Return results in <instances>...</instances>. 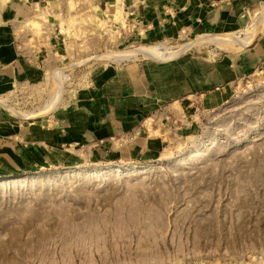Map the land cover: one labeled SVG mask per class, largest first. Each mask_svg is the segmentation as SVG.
<instances>
[{
    "label": "rangeland",
    "instance_id": "1",
    "mask_svg": "<svg viewBox=\"0 0 264 264\" xmlns=\"http://www.w3.org/2000/svg\"><path fill=\"white\" fill-rule=\"evenodd\" d=\"M20 1L0 6V25L35 68L0 87V133L46 120L93 72L146 60L116 61L113 52L198 38L130 42L120 0H28L18 11ZM263 17L264 8L244 29L212 34L236 39ZM189 51L229 53L204 44L149 60ZM54 105L33 119L9 112L32 116ZM192 110L182 113L184 126L165 123V150L148 163L110 164L87 152L71 166L15 171L0 162V264H264V68L217 109Z\"/></svg>",
    "mask_w": 264,
    "mask_h": 264
},
{
    "label": "crops",
    "instance_id": "2",
    "mask_svg": "<svg viewBox=\"0 0 264 264\" xmlns=\"http://www.w3.org/2000/svg\"><path fill=\"white\" fill-rule=\"evenodd\" d=\"M120 1L130 21L127 37L138 45L235 33L264 8V0ZM20 2L18 11L28 0ZM11 10L16 16L18 11ZM4 26L0 25L1 88L35 68L23 59L16 37ZM189 52L165 62L138 60L93 72L87 84L46 120L7 124L0 133V162L15 171L71 166L85 152L110 164L155 161L166 147L165 123L182 121L184 126L187 115L182 113L196 106L217 109L238 81L264 68V33L241 52Z\"/></svg>",
    "mask_w": 264,
    "mask_h": 264
},
{
    "label": "bare ground",
    "instance_id": "3",
    "mask_svg": "<svg viewBox=\"0 0 264 264\" xmlns=\"http://www.w3.org/2000/svg\"><path fill=\"white\" fill-rule=\"evenodd\" d=\"M8 1L9 0H1L0 6L6 4ZM263 31H264V17L257 24H255L254 26H252V27L248 28L246 31H244V33L242 34L241 37L236 38V39L221 40L220 38H218L217 36H215L213 34H207V35H201L196 40H194L188 44H185L183 46H180L177 49L172 48L173 50L161 48V46L141 47V48L134 49V50L120 51V52H116V53L113 52L112 55H109V57H111L113 60H116V61L136 60L140 57H144L146 59H154V60L161 61V60H165L167 57H170L173 55H178L190 47H198V46H202L204 44H206V45L207 44H213L222 51L234 53V52L241 51L243 49V47L253 37L258 35L259 33H262ZM174 49H176V50H174ZM57 82H58V80H57ZM57 100H59V99H57ZM0 106H3L4 108H6L3 105L2 101H0ZM47 107L48 108L42 110L39 114L32 115V116L25 114V113L21 114V113L12 111V110L11 111L9 110V112L12 113L13 115H16V116L24 118V119H33V118L45 116L50 111H54L53 109H56L55 108L56 105L51 106V107L47 106Z\"/></svg>",
    "mask_w": 264,
    "mask_h": 264
},
{
    "label": "water",
    "instance_id": "4",
    "mask_svg": "<svg viewBox=\"0 0 264 264\" xmlns=\"http://www.w3.org/2000/svg\"><path fill=\"white\" fill-rule=\"evenodd\" d=\"M258 36V35H257ZM257 36H256V38H257Z\"/></svg>",
    "mask_w": 264,
    "mask_h": 264
}]
</instances>
